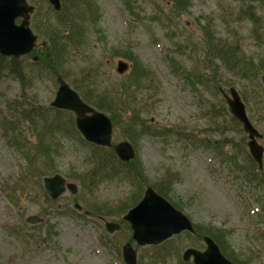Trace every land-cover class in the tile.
Returning a JSON list of instances; mask_svg holds the SVG:
<instances>
[{
    "label": "rangeland",
    "instance_id": "1",
    "mask_svg": "<svg viewBox=\"0 0 264 264\" xmlns=\"http://www.w3.org/2000/svg\"><path fill=\"white\" fill-rule=\"evenodd\" d=\"M97 1L101 15L99 26L94 30L98 32L91 31L81 52L73 55L71 71L78 75L98 71L99 82L110 86L129 71L135 57L151 69L154 82L139 106L141 116L157 126H173L210 140L203 146L199 142H187L182 136L158 139L144 136L135 148L144 173L150 182L171 179L173 201L179 202L180 210L194 224L219 229L224 234L227 252L235 251L247 264H264V199H261L264 188H255L246 181L242 172L226 160L222 162L221 155L212 147L211 140L217 142L227 135L240 138L242 134L230 128L231 113L223 108L228 106L221 91L216 93L213 84L206 82L212 72L207 67L202 44L204 32L198 20L202 18L205 24L214 20V35L241 43L245 52L252 53L257 61L264 57V0L250 3L259 16L258 25L237 13L247 4L233 0H189L185 5L189 11L181 15H169L165 0ZM35 2L39 7L47 6L44 0H29V3ZM120 64L124 65L123 72L118 70ZM216 64L219 66L216 77L221 79L218 89L221 87L229 94V88L234 87L241 95H252L251 83L223 69L220 60ZM194 77L201 79L198 82ZM57 87V81L42 80L24 89L22 97L19 83L4 79L0 82V109L3 110L0 119L14 117V112L6 110L8 101L25 98L29 103L50 105ZM261 98L264 100V94ZM250 109L246 103L250 122L263 134L258 142L264 146V119L258 110ZM216 120L226 130H218ZM8 137L0 125V264H125L122 248L132 234L128 223L120 222L118 231L110 233L103 220L117 222L123 216H114L112 210L129 201L135 191L131 182L117 176L111 182L81 188L76 175L92 166L87 147L71 133L47 131V141L51 139L52 145L59 148L54 153L53 174H61L78 188L76 194L66 190L51 204L41 196L36 182L27 188L29 174L25 159L9 144ZM113 140L120 142L123 138L114 131ZM12 195L17 198L16 203ZM94 202L104 205L103 209L111 213L102 217L91 215L88 204ZM74 203L81 210L75 209ZM31 215L44 221L28 224L25 219ZM48 221L57 230L49 243L42 241ZM19 228L27 231L26 242L15 234ZM166 243L172 248L165 261L148 255V246L132 243L136 264H183L182 252L189 246L198 250L206 247L204 241H198L190 233L177 234ZM187 263L192 264L191 260Z\"/></svg>",
    "mask_w": 264,
    "mask_h": 264
},
{
    "label": "trees",
    "instance_id": "2",
    "mask_svg": "<svg viewBox=\"0 0 264 264\" xmlns=\"http://www.w3.org/2000/svg\"><path fill=\"white\" fill-rule=\"evenodd\" d=\"M44 1L47 4L44 8L39 7V4L35 2L36 9L31 20V28L36 32L38 39H42V41H39V44L27 56L13 58L4 57L0 54V82L7 78L16 80L21 86V96L24 97L23 90L28 89L35 82L42 80L54 82L60 77L71 84L85 102L108 114L111 118L113 129L119 132L124 140L130 141L135 148H137L140 138L144 136H151L157 139L182 136L185 137L184 139L187 142H199L203 146L207 144V141L210 140L209 138L205 139L198 134L186 133L173 126H157L150 119H145L141 116L139 106L142 105V100L154 82V78L152 70L144 67L139 58L135 57L130 64L129 71L110 86L108 84L103 86L99 82L98 71L94 73L82 72V75L71 71L73 55L81 52L82 45L86 42L90 33L93 31L95 33L98 32L94 28L97 29L99 26L98 22L101 15L99 1L60 0V3H62L60 11H55L47 0ZM233 1H238L243 5L246 3L247 5L245 7L242 6L237 13L243 16L242 18L250 19L256 25L259 24V16L250 5L251 2L256 0ZM165 2L168 4L169 15H181L184 13L183 11H189L185 7L189 0H165ZM198 20L204 32L202 44L205 46L207 67H210L212 72V76L206 82L209 84L210 81L213 84V90L216 93L220 92L218 87L221 85V79L216 77L219 71L216 60H220L223 69L237 77L246 79L248 84L251 83L252 95L242 93V99L251 108L250 111L258 110L264 119V100L261 98L264 94V87L261 85L264 57L256 61L252 53L245 52L241 43L228 38L223 40L217 34L214 35V20H208L206 24L202 21V18ZM128 57L131 58L132 56L129 54ZM194 78L198 82L201 79L198 77ZM254 87L257 88L256 92ZM223 108L229 113L227 108ZM6 110L8 113L9 111L14 112V117H1L0 125L3 133L5 136H9V144L15 146L25 159L26 172L29 174L27 175V188H31L30 184L36 182V185L42 191L41 196H43L45 201L51 204L55 203L42 190L41 177L52 175L55 172L53 166L54 153L59 150L58 147L52 145L51 139L47 141V131L58 130L67 134L71 133V136L87 147V152L90 154L92 166L88 167L83 174L76 175V177L80 178L81 188L111 182L117 176L131 182V185L134 186L135 191L130 196L129 201L118 204L119 206L112 210L114 211V216L123 215L130 206L139 202L148 186H153L161 196H165L174 206L181 208L179 202H176V200L174 202L170 196L173 185L171 179L167 177L159 182H150L147 174L144 173L143 162L138 154L133 160L121 162L116 152H114V144L111 147H100L93 143L85 142L78 130H76L72 112L54 109L50 106H41L35 102L29 103L25 98L20 101H8ZM219 110L223 115L222 108H219ZM1 113H3V110L0 109ZM214 124L218 125V130H226V126L217 123V120ZM229 124H231L230 128L236 130V132L239 131L242 137H229L227 131H224L227 137L219 138L217 142L211 140L213 141L212 147L218 155H221V161L224 162L226 160L236 170L241 171L246 181H249L255 188H264V170H259L256 162L249 156L245 146L246 136L243 133L241 124L231 114L229 116ZM14 189L12 186L11 190L14 191ZM27 191L28 194L31 193L30 190ZM263 196L264 194L261 197L262 200L264 199ZM16 199L12 195L14 203H16ZM102 206L95 202L88 204L92 215L98 217L111 213L110 210H104ZM262 209L264 210V204H262ZM70 211L74 212L73 208ZM118 221L125 223L121 217L118 218ZM45 224L47 228L42 241L49 243L54 240L57 230L56 226L50 224L49 221L45 222ZM194 230V236L198 241L201 240L203 235H208L217 242L221 252L233 263L247 264L235 251H226V240L219 229H215L212 226L207 228L200 224H194ZM16 233L19 236L20 232ZM166 242L162 245L148 248V255L162 258L165 261L172 248Z\"/></svg>",
    "mask_w": 264,
    "mask_h": 264
},
{
    "label": "water",
    "instance_id": "3",
    "mask_svg": "<svg viewBox=\"0 0 264 264\" xmlns=\"http://www.w3.org/2000/svg\"><path fill=\"white\" fill-rule=\"evenodd\" d=\"M56 11L61 8L59 0H48ZM34 6L27 0H0V54L3 56H13L18 58L27 55L33 49L37 39L33 30L29 27L30 13ZM21 19L17 23V19ZM124 65H119V72H123ZM262 83L264 85V70L262 73ZM59 87L55 92L52 107L63 110H71L76 114V126L80 130L86 141L93 142L99 146L112 145V123L110 118L104 113L89 106L73 87L62 80H58ZM229 110L235 118L243 123L244 131L249 135L247 146L252 158L257 162L258 168L263 167L264 147L257 142L261 138L257 128L250 123L245 103L241 99L238 91L230 87V96L225 94ZM115 152L120 160L127 162L135 157V151L131 143L126 140L115 145ZM65 178L58 175L46 177L44 179L45 190L53 199H57L65 191ZM72 192H76L75 185H66ZM79 208L78 205H76ZM126 221H130L133 232V239L139 245L160 244L165 239L177 235L182 231H193L190 218L186 217L180 210L173 207L170 202L158 195L156 191L149 187L144 192L140 202L130 208L124 216ZM29 223L35 224L42 221L37 216L28 217ZM119 225L107 223L110 232L118 229ZM206 243L204 250H197L189 247L183 252V259L189 261L193 257V264H235L232 263L222 252L213 239L204 236ZM123 256L126 264H136L135 251L131 244L123 249ZM237 264V263H236Z\"/></svg>",
    "mask_w": 264,
    "mask_h": 264
}]
</instances>
